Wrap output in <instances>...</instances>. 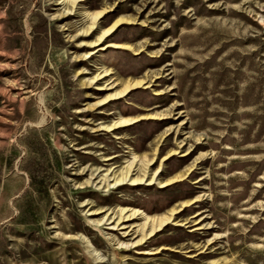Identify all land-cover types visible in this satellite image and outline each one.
<instances>
[{"label": "rangeland", "instance_id": "rangeland-1", "mask_svg": "<svg viewBox=\"0 0 264 264\" xmlns=\"http://www.w3.org/2000/svg\"><path fill=\"white\" fill-rule=\"evenodd\" d=\"M70 5L0 0V264H264V0Z\"/></svg>", "mask_w": 264, "mask_h": 264}, {"label": "bare ground", "instance_id": "bare-ground-1", "mask_svg": "<svg viewBox=\"0 0 264 264\" xmlns=\"http://www.w3.org/2000/svg\"><path fill=\"white\" fill-rule=\"evenodd\" d=\"M74 1L75 0H61V2H66V3H69V6H71L72 7V5H70V4H73L74 3ZM100 14H101V12H96V13H94V14H91V15H89V17H90V20H91V24H93L94 23V20L96 19V18H98V16H100ZM107 72V71H106ZM129 85H125V87H123L124 89H126L127 87H128ZM123 89V90H124ZM112 96V95H111ZM108 97V96H107ZM120 118V117H119ZM125 120V119H124ZM129 120V119H128ZM112 128V127H111ZM138 158V157H137ZM134 168V167H133ZM146 172V171H145ZM146 174V173H145ZM138 175V174H137ZM126 177V175L125 176H123L122 178H121V180H124V178ZM136 177H138V176H136ZM151 177V176H150ZM155 178H156V176H155ZM128 183V182H127ZM113 184V183H112ZM134 214V212L133 213H131L130 215H128L127 217H129V216H131V215H133ZM120 218V217H119ZM121 218H123V216L121 217ZM170 219V217H161L160 219H157L156 221H154L153 220V222H152V225H151V232H153L156 228H159V227H161L162 226V224L165 222L166 223V221H168ZM150 224V223H149ZM146 234H148V233H146ZM143 237V236H142ZM90 250L92 251V249L90 248Z\"/></svg>", "mask_w": 264, "mask_h": 264}]
</instances>
